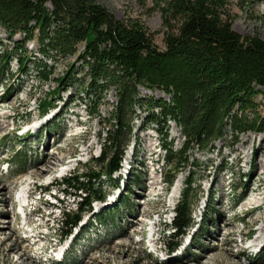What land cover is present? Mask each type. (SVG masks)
Listing matches in <instances>:
<instances>
[{
    "label": "rangeland",
    "instance_id": "rangeland-1",
    "mask_svg": "<svg viewBox=\"0 0 264 264\" xmlns=\"http://www.w3.org/2000/svg\"><path fill=\"white\" fill-rule=\"evenodd\" d=\"M96 1L105 5L117 19L143 21L153 31L155 45L160 50L165 49L159 0ZM262 1L228 0L234 14V31L264 39ZM19 38V35L14 36V39ZM10 46L11 41L0 28V53ZM27 47L32 59L28 63L29 74L18 76L17 61L12 59L10 75L6 74V79L0 83V186L7 185L10 196L8 206L0 204V212L9 210L7 214L0 213V227L7 225V221L10 223V227L0 233V244L4 233L12 235L11 243L16 244L13 251L0 245V264H13L28 257L32 264H76L88 255L85 264H254L264 259V235L253 241L259 234L257 228L264 227V174L259 178L255 172L264 171L256 163L260 157L257 147L264 139L261 95L256 98L258 109L254 115L261 131H245L237 139H231V130L226 127L225 136L214 143L211 151L190 149L183 156L186 157L185 165L173 183L178 182L179 187L171 200L173 185L168 187L161 174L169 170L164 159L166 151L161 145L171 144L173 150L179 149L183 136L173 121L152 120L153 113L158 112L153 102L165 98V94L157 88L153 91L139 88L142 101L130 117L131 132L122 152L120 170L111 178L101 176L102 181L87 182V186L94 189L99 187L102 195L105 194L104 199H92L89 208H80V202L91 198L89 193L84 198L85 191L79 195L80 191L55 185L77 170L101 171L91 162V157L100 154L105 130L110 127L107 119L117 99L114 91L108 90L98 101V113L89 115L97 94L89 101L82 93V83L87 80L86 66L76 60L77 53L49 60L38 53L33 41L27 42ZM82 49L80 44L78 50ZM42 58L53 70L45 83L40 82L36 71V64ZM70 63H74L70 82L66 81L58 89L55 94L58 97L52 99L53 108L47 113L41 112L47 93L56 87L58 77L66 73ZM164 134L167 137L163 142ZM46 157H52V168L35 171L36 164ZM64 167L68 169L61 172ZM190 177L195 180L193 187L197 191L191 223L185 233L173 239L176 245L169 247L170 223L174 216L171 207L175 208L184 182ZM23 185L30 188L27 221L19 214L20 208L14 201L16 190ZM154 186L159 195L152 192ZM54 192L55 199L51 197L49 201L48 195ZM252 197L259 199V209L247 205ZM52 202L57 205L52 207ZM65 212L78 217L77 226L59 246L64 250L63 256L52 260L48 258L50 246H45L55 245L66 229L64 220L68 216ZM163 212L166 213L161 216ZM256 217L259 219L252 223ZM152 222H157L154 246L160 251L154 250L149 242ZM130 223L136 225L133 227ZM229 230L232 236L227 235ZM123 231L130 238L121 234ZM222 238H233L238 243L230 247L231 254L225 251L227 244L219 242ZM251 243L253 246L246 248ZM218 244V249H207ZM165 251L169 257L174 253L173 260L161 259Z\"/></svg>",
    "mask_w": 264,
    "mask_h": 264
},
{
    "label": "trees",
    "instance_id": "trees-1",
    "mask_svg": "<svg viewBox=\"0 0 264 264\" xmlns=\"http://www.w3.org/2000/svg\"><path fill=\"white\" fill-rule=\"evenodd\" d=\"M158 4L165 28L163 50L155 45L153 31L143 21L117 19L96 0H0V28L12 43L0 53V83L10 75L12 59L17 61L18 76L29 74L32 59L27 42L33 41L44 59L77 53L76 60L86 66L82 93L89 101L97 94L89 115L95 116L99 99L108 90L114 91L117 102L107 119L110 127L105 130L100 154L91 157L101 171L77 170L56 184L80 191L79 195L85 191L84 198L89 193L91 198L80 202V208H89L92 199L105 195L87 182L102 181L101 176L111 178L120 168L131 132L130 117L142 101L139 88H157L165 94V98L154 100L158 112L152 120L173 121L183 136L179 149L161 145L168 171L173 172L161 173L168 187L185 165L183 156L192 148L211 151L225 136L226 127L231 139L245 131H261L254 115L256 98L261 95L264 100V39L233 30L234 14L228 0H159ZM16 35L20 38L14 39ZM80 44L82 51L78 50ZM43 58L36 64L41 83L49 81L53 72ZM73 65L69 64L56 87L47 93L41 112L53 108L55 94L71 80ZM166 137L164 134L162 141ZM194 182L192 177L184 182L174 209L169 247L176 245L173 239L185 233L191 223L197 195ZM64 214L68 216L64 231L69 233L76 221L73 214Z\"/></svg>",
    "mask_w": 264,
    "mask_h": 264
},
{
    "label": "bare ground",
    "instance_id": "bare-ground-1",
    "mask_svg": "<svg viewBox=\"0 0 264 264\" xmlns=\"http://www.w3.org/2000/svg\"><path fill=\"white\" fill-rule=\"evenodd\" d=\"M262 4H263V7L262 8L264 10V1H262ZM256 152L260 156V157H257L256 163L259 164V166L261 168H264V139L261 140L259 146L257 147V151ZM51 158L52 157H46V159H43L39 163H37L36 165L38 166L37 168H39V169L35 168V171L42 172V171H45V170H50L52 168ZM67 169H68L67 167H64V168L61 169V172L66 171ZM255 172H256V176H258L259 178H261L262 175L264 174V171H261V170H257ZM152 184H155V183L153 182ZM27 185H23V186L20 187L19 190H17L18 191V194H17V196H15L14 201L16 199H19V200L20 199H23V201H25V199H30V188ZM178 187H179L178 182H175V184L172 187V194L170 196V199L171 200L173 199L174 194L177 192ZM7 188L8 187L5 184H3L2 186H0V204H2L3 207L8 206V204L10 202V196L8 195ZM158 191L159 190L154 186V189H152V192L156 193V195H159L160 192H158ZM247 205H249V206L252 205V207L259 209L260 208L259 199L255 198V197L249 198ZM8 212H9V210H7L6 212L1 210L0 213L4 215V214H7ZM262 215H264V210H263ZM262 215H260L259 217H261ZM28 216H29V214H27V212H26V216H25V220L26 221L28 220ZM259 217H256V219L252 220V223L253 222H256L259 219ZM130 224L133 227H134V225H136V223H130ZM156 226H157V222H152L151 225H150V238H149V242L151 243V245H154L155 242H156V239H155V234L157 232ZM5 227L6 228L7 227H10V223L8 221H7V225H4V226H1L0 227V233L1 234L4 231ZM257 231L259 232V234L253 239V241H255V242L264 235V227L262 226V227L257 228ZM227 232H228L227 233L228 236H232L233 235L232 230H229ZM123 233H125L124 235L127 238H130L129 237V234L126 231H123L121 234H123ZM6 234L4 233V237H3L0 245H1V247L6 248L7 251H13L16 248V244L15 243L14 244L11 243L12 235L7 236ZM143 234H144V232L142 233V235ZM139 241H142V239L139 240ZM221 241L223 243H226L227 244V246L225 247V251L227 252V254L228 253L231 254V251L232 250L230 249V247L236 246V244H238L236 242V240H234L233 238H230V239L222 238V239L219 240V242H221ZM252 243L254 244V242H252ZM252 243H251L250 246H248L246 248L252 247L253 246ZM254 246H256V245H254ZM219 247H220V244H218L216 246H209L207 249H218ZM239 248H241V250L243 249V247H239ZM173 251H175V249ZM88 257H89V255H88ZM88 257L81 258L76 264H85L86 262H88ZM173 257H174V253L171 254V257H168V261L173 260L172 259ZM28 258H22L21 261L16 262V263H13V264H32L33 262L30 261ZM254 264H264V259L263 260H259L258 262L256 261Z\"/></svg>",
    "mask_w": 264,
    "mask_h": 264
},
{
    "label": "water",
    "instance_id": "water-1",
    "mask_svg": "<svg viewBox=\"0 0 264 264\" xmlns=\"http://www.w3.org/2000/svg\"><path fill=\"white\" fill-rule=\"evenodd\" d=\"M74 218H75V220H78V217L77 216H75Z\"/></svg>",
    "mask_w": 264,
    "mask_h": 264
}]
</instances>
